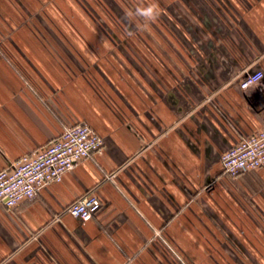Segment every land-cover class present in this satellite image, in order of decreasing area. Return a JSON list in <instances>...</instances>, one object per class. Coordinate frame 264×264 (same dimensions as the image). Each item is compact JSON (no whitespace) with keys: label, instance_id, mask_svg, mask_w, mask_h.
Here are the masks:
<instances>
[{"label":"crops","instance_id":"0c3cea01","mask_svg":"<svg viewBox=\"0 0 264 264\" xmlns=\"http://www.w3.org/2000/svg\"><path fill=\"white\" fill-rule=\"evenodd\" d=\"M264 0H0V169L87 123L93 157L11 208L0 264H264ZM101 201L87 220L65 211Z\"/></svg>","mask_w":264,"mask_h":264},{"label":"built area","instance_id":"2783aa9c","mask_svg":"<svg viewBox=\"0 0 264 264\" xmlns=\"http://www.w3.org/2000/svg\"><path fill=\"white\" fill-rule=\"evenodd\" d=\"M263 77L262 69H254L240 78L239 86L245 89ZM101 145V136L87 123L64 126L53 140L0 169V205L11 208L24 198H32L45 184L61 180L63 173L77 162L93 157ZM219 164L221 173L231 177L264 164V115L261 127L228 147L220 155ZM100 208L98 196L86 192L70 202L65 211L87 221Z\"/></svg>","mask_w":264,"mask_h":264}]
</instances>
